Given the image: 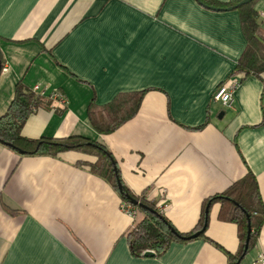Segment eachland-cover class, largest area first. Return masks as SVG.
Returning <instances> with one entry per match:
<instances>
[{
  "label": "crops",
  "instance_id": "1",
  "mask_svg": "<svg viewBox=\"0 0 264 264\" xmlns=\"http://www.w3.org/2000/svg\"><path fill=\"white\" fill-rule=\"evenodd\" d=\"M256 9L264 28V0ZM246 43L237 10L198 0H0L9 67L0 74V117L21 83L44 104L23 136L105 145L131 192L190 232L205 200L248 172L264 201V73L233 74ZM235 77L234 108L225 109L213 95ZM54 90L64 105L49 99ZM140 90L134 117L108 134L93 127L91 104ZM92 159L74 150L22 155L0 142V264H229L239 250L237 224L212 202L204 235L173 241L162 255L133 254L127 233L141 214L131 217L119 191L79 163ZM260 254L264 224L240 264Z\"/></svg>",
  "mask_w": 264,
  "mask_h": 264
},
{
  "label": "trees",
  "instance_id": "2",
  "mask_svg": "<svg viewBox=\"0 0 264 264\" xmlns=\"http://www.w3.org/2000/svg\"><path fill=\"white\" fill-rule=\"evenodd\" d=\"M202 1L208 5L228 7L238 4L241 0ZM258 1L253 0L235 8L239 12L241 27L247 43L233 74L246 77L264 73V28L259 22L260 16L256 9ZM0 60L3 65L1 55ZM145 93L146 90L121 92L104 105L91 104L88 110L91 124L102 134L115 131L138 113ZM42 105L44 104L39 96L19 83L8 110L0 117V142L19 151L22 155L56 156L72 150L90 155L93 158L91 161H80L79 163L86 164L93 173L107 179L124 200L130 202L128 197L132 196L149 207L135 206L137 215H141L136 225L127 233L133 254L142 256L150 250L158 256L165 253L173 241L191 240L188 236L207 226L208 217L205 211L212 202L220 203L219 218L221 220L233 222L238 226L240 247L236 253L229 254V264H240L245 256L244 247L249 224L251 226L249 250L255 246L264 224V201L257 177L252 172H248L244 177L233 182L223 192L206 199L203 204L204 213L197 226L190 232H181L165 215L159 212L154 203L133 194L123 183L118 163L105 145L80 135L64 138L23 136L22 129L28 117ZM119 181L122 183L121 190L118 185ZM204 234L205 231L201 235Z\"/></svg>",
  "mask_w": 264,
  "mask_h": 264
},
{
  "label": "built area",
  "instance_id": "3",
  "mask_svg": "<svg viewBox=\"0 0 264 264\" xmlns=\"http://www.w3.org/2000/svg\"><path fill=\"white\" fill-rule=\"evenodd\" d=\"M262 17L264 18V14ZM8 70L9 67L7 65L2 66L1 71L7 72ZM239 82V78L235 77L230 78L225 82L221 83L213 95L214 100L221 102L222 106L225 109L234 108L235 91L237 86L239 85ZM38 88L39 87L37 86L35 90L37 91ZM49 99L54 102H57L60 105H64L66 103V96L59 90H54L51 94H49ZM122 208L131 217L136 218L137 208L135 207V205H133L129 201L124 200L122 203ZM157 209L160 213L163 211V208H161V206H159V208ZM252 264H264V255L260 254L257 259L253 261Z\"/></svg>",
  "mask_w": 264,
  "mask_h": 264
},
{
  "label": "water",
  "instance_id": "4",
  "mask_svg": "<svg viewBox=\"0 0 264 264\" xmlns=\"http://www.w3.org/2000/svg\"><path fill=\"white\" fill-rule=\"evenodd\" d=\"M198 1H199L200 4H202L203 6H205L207 8H210V9L216 10V11H221V10H232V9H235V8L241 6V5L248 4V3L252 2L253 0H241L238 4L233 5V6H228V7L213 6V5H208V4L204 3L202 0H198ZM1 69H2V63H1V60H0V74H1ZM224 114H225L224 111L220 112L219 117L222 118L224 116ZM118 185H119V189L121 190L122 189V183L120 181L118 182ZM128 198H129L130 202L132 204H134V205H138V206H141L143 208H149L147 205L141 203L135 197L129 196ZM209 208H210V204L206 208V213L207 214L209 213ZM205 228H206V226L204 228H202L201 230H198L197 232H195L192 235L188 236V238L193 239L195 237H198L199 235H201L205 231ZM250 235H251V226L249 224V226H248V235H247V239H246V243H245V247H244V254L245 255H246V253L249 250ZM145 256H154V253L149 250V251L145 252Z\"/></svg>",
  "mask_w": 264,
  "mask_h": 264
},
{
  "label": "rangeland",
  "instance_id": "5",
  "mask_svg": "<svg viewBox=\"0 0 264 264\" xmlns=\"http://www.w3.org/2000/svg\"><path fill=\"white\" fill-rule=\"evenodd\" d=\"M131 203V202H130ZM134 205V204H133ZM136 206V205H135ZM138 206V205H137Z\"/></svg>",
  "mask_w": 264,
  "mask_h": 264
}]
</instances>
